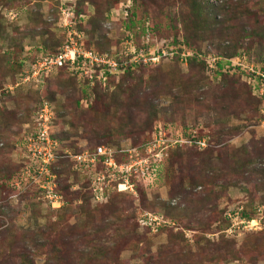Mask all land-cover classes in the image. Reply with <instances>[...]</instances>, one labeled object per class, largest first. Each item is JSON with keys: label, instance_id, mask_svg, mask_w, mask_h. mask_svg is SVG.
I'll return each instance as SVG.
<instances>
[{"label": "rangeland", "instance_id": "1", "mask_svg": "<svg viewBox=\"0 0 264 264\" xmlns=\"http://www.w3.org/2000/svg\"><path fill=\"white\" fill-rule=\"evenodd\" d=\"M124 1L0 0V264H264V125L238 75L209 77L163 49L168 56L109 74L95 90L69 66L31 78L37 58L68 37L64 5L73 16L86 8L73 20L83 47L111 52L129 34L157 49L175 37L264 66V0H131L128 20L113 12ZM42 101L59 144L50 165L59 202L22 175ZM182 129L207 137V148L165 143L131 176L132 190L109 188L99 200L69 155L154 135L161 143Z\"/></svg>", "mask_w": 264, "mask_h": 264}, {"label": "built area", "instance_id": "2", "mask_svg": "<svg viewBox=\"0 0 264 264\" xmlns=\"http://www.w3.org/2000/svg\"><path fill=\"white\" fill-rule=\"evenodd\" d=\"M130 1L125 0L123 4L119 3V7L113 10L115 16L126 19L128 10L131 8ZM71 9L73 10L69 5L61 7V14L64 15V24L70 28L67 32L68 37L64 39L55 52L46 53L37 58L35 64L37 71L34 69L32 72H35L36 75H30L37 83L43 82L44 77L51 69L69 66L78 76H84L89 85H92L95 81H99L104 85L106 76L109 74L122 73L127 68L135 69L139 65L154 64L158 62L159 57L168 56L163 49H171L173 51H168L169 56L171 58L177 57L178 61L183 65L187 64L191 56L196 55L197 58L203 61L204 72L209 77L219 71L239 75L242 81L252 87L253 93L262 99L258 111L260 113L259 123L264 125V68L262 65L257 66L250 61L244 51L240 50L230 56H221L207 44L201 47L200 51L195 52L190 47L188 48L183 43H180L175 47L163 45L161 48L154 49L153 54L147 55L146 51L149 42L144 41L147 36L142 38V43L145 46L147 45L144 48L136 45L132 35L125 34L120 41V45L118 44L111 52L103 51L97 53L91 48H84L82 43H79L82 33L77 32L74 28L73 20L75 16L71 14ZM147 33L148 29L146 27L145 34L147 35ZM220 65L222 67H219ZM30 71L31 69L25 73L29 75ZM28 78L30 77L28 76ZM52 118L53 112L50 103L42 101L41 106L33 115V129L24 138L23 146H21L26 157V166L22 167V175L35 182L49 202H59L60 196L55 190V174L50 170V165L56 161L59 147L58 140L52 136L50 131ZM160 128L159 125L154 127V130L157 131L156 133L160 134ZM190 132V130L182 129L178 133L179 135L173 139L168 137L166 141L164 131L161 137H164L165 140L161 143L156 141L155 137L157 135H154L155 137H152L150 142L142 143L138 147L117 149L97 144L92 150L85 148L73 154L69 153V155L75 169L81 170L83 173L86 171L93 199L99 200L105 196L109 188L115 187L120 190V187H122V190H132L133 182L131 176L137 173V169L146 166L145 160L148 155L154 154V157H157V153L167 147L164 145L165 143L169 144V146L176 142L196 145L199 148L208 146L207 137L196 138L195 134ZM140 150H143L145 157H141ZM117 151L119 153L123 152L125 161H116ZM155 151L158 152L156 153ZM63 154L66 155V153ZM119 157H121L120 154Z\"/></svg>", "mask_w": 264, "mask_h": 264}, {"label": "trees", "instance_id": "3", "mask_svg": "<svg viewBox=\"0 0 264 264\" xmlns=\"http://www.w3.org/2000/svg\"><path fill=\"white\" fill-rule=\"evenodd\" d=\"M76 2V1H75ZM132 7H133V2H132V5H131ZM134 8V7H133ZM84 11H86V8L84 9V10H75V8H74V13H75V17L76 16H79L80 14H83V12ZM130 15V14H129ZM129 17L130 16H128V19H129ZM131 18V17H130ZM127 18L125 19V20H128ZM131 21H132V19H131ZM133 25V24H132ZM151 27H149V29H150V31L152 32V29H154V26L151 24L150 25ZM153 34V33H152ZM135 43H136V45L137 46H142V47H146L143 43H142V40L141 41H135ZM171 45L172 44H175V45H178V44H180V43H183L184 45H186L188 48L190 47L191 49H193L195 52H198L200 49H199V47H195V46H190L188 43H186L183 39H176L175 37L173 38V40H171ZM84 48H86V49H93L94 51H96L97 53H101V52H103L102 50H99V49H96V48H93V47H84ZM153 51H154V47H152V45H150V44H148V46H147V51H146V54L147 55H151V54H153ZM231 55V54H230ZM171 61H175V60H171ZM192 62H196V63H199V65H200V67H201V69H203L204 70V65H203V61L201 60V59H199V58H197V56L196 55H194V56H191L189 59H188V63H192ZM147 66H149V65H139V66H137L136 68H140V67H147ZM263 68H264V66H262ZM61 68H63V67H58V68H56L55 70H57V69H61ZM131 70H133V69H131V68H127V69H125L122 73H126V72H129V71H131ZM235 74V73H234ZM237 75V74H236ZM46 76H48V75H46ZM45 76V77H46ZM239 76V75H238ZM44 77V78H45ZM240 78V77H239ZM244 82V81H243ZM85 83L88 85V82L87 81H85ZM85 84V85H86ZM246 84V83H245ZM86 85V86H87ZM247 85V88L250 90V92H251V94L253 93V89H252V87L249 85V84H246ZM101 86V83L99 82V81H95V83L91 86V87H89V90H91V88H93L92 90H95L96 88H99ZM253 96H255L256 97V99H257V108H256V112H257V110H258V108H259V106L261 105V103H262V99L261 98H259V97H257L255 94H252ZM234 98V100L233 101H231V103L232 102H234L235 101V99H236V97H233ZM259 105V106H258ZM53 136V135H52ZM196 136V138L198 137V135L196 134L195 135ZM54 137V136H53ZM97 145V144H96ZM95 146V145H94ZM93 146V147H94ZM93 147H89V148H87V149H89V150H92L93 149ZM207 148V147H206ZM80 151V150H79ZM76 152V151H75ZM116 158V161L117 162H119V161H125V159H124V157H118V156H116L115 157ZM239 217H241V218H245V219H247V220H249L250 219V216L248 215V216H246V213H242L241 212V214H239ZM249 218V219H248Z\"/></svg>", "mask_w": 264, "mask_h": 264}]
</instances>
